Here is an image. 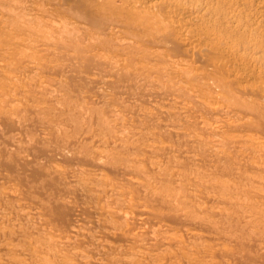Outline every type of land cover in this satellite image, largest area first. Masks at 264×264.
Instances as JSON below:
<instances>
[{"label": "bare ground", "instance_id": "obj_1", "mask_svg": "<svg viewBox=\"0 0 264 264\" xmlns=\"http://www.w3.org/2000/svg\"><path fill=\"white\" fill-rule=\"evenodd\" d=\"M258 261L264 0H0V264Z\"/></svg>", "mask_w": 264, "mask_h": 264}, {"label": "rangeland", "instance_id": "obj_2", "mask_svg": "<svg viewBox=\"0 0 264 264\" xmlns=\"http://www.w3.org/2000/svg\"><path fill=\"white\" fill-rule=\"evenodd\" d=\"M38 130V127H36V126H29L28 127V133H35L36 131ZM41 149H43V151H44V147H40ZM40 148H37V149H35V151L33 152L36 156H39V157H42V152H41V149ZM21 172V171H20ZM22 175H23V173H22ZM21 175V176H22ZM29 179H32V177L30 178L29 177ZM28 179V180H29ZM252 249H253V247H252ZM255 249V248H254ZM256 250V249H255ZM257 264H259L260 262L258 261V262H256ZM255 263V264H256ZM262 264H263V262H261Z\"/></svg>", "mask_w": 264, "mask_h": 264}]
</instances>
